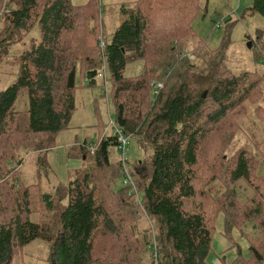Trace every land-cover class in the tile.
Listing matches in <instances>:
<instances>
[{
	"label": "trees",
	"instance_id": "obj_1",
	"mask_svg": "<svg viewBox=\"0 0 264 264\" xmlns=\"http://www.w3.org/2000/svg\"><path fill=\"white\" fill-rule=\"evenodd\" d=\"M6 1L0 0V62L35 29L39 37L13 57L18 73L0 90V264H14L36 240L51 244L52 262L58 264H143L137 251L151 244L153 233L157 264H209L215 222L222 213L229 239L234 229L247 237L243 229L251 221L260 227L258 238H248L252 260L246 264H264V177L258 174L264 141L256 144L260 153L242 149L226 159H208L209 165L219 163L227 171L232 186L258 182L249 204H241L236 194L215 197L208 190L220 170L208 169L202 143L220 134L218 129L229 121L244 118L249 105L258 104L264 94L262 74H235L227 67L231 32L209 53V69L199 72L187 45L197 39L192 21L201 9L199 0L123 4L109 42L99 34L98 0L82 6L72 0ZM250 9L264 18V0H254ZM201 44L194 47L196 56ZM132 62H141L143 69L126 77ZM106 73L115 125L153 152L146 177L136 179L131 172L142 200L128 187H118L122 164L111 161V147H119L114 135H104L94 147L87 142L80 146V156L92 160V166L79 172L60 197L39 185L21 183L16 189L19 172L13 164L19 153L52 149L56 136L68 127L76 110L78 75L94 87ZM155 83L163 88L153 96ZM23 92L29 108L20 112L16 105ZM256 112L264 119L261 106ZM228 133L226 127V137ZM233 138L231 134L228 140ZM102 191L111 200L125 197L120 211L113 213L116 218ZM143 216L153 221L154 229L140 225ZM111 253L123 255L121 263H113Z\"/></svg>",
	"mask_w": 264,
	"mask_h": 264
},
{
	"label": "rangeland",
	"instance_id": "obj_2",
	"mask_svg": "<svg viewBox=\"0 0 264 264\" xmlns=\"http://www.w3.org/2000/svg\"><path fill=\"white\" fill-rule=\"evenodd\" d=\"M89 1L72 0V3L82 6ZM98 1L101 13L99 34L102 33V39L109 42L112 33L120 24L121 5L129 4L130 7H134L137 0ZM253 2L254 0H199L201 9L192 21V28L196 33L197 39H189L187 41L191 55L189 51L186 52V54L191 56L190 58L197 66L199 72L209 69V64L206 65V60L208 61L210 56L209 53L218 49L225 35L231 32V45L226 57L227 67L235 74L259 72L264 77V18L262 15L251 11L250 8L253 6ZM2 25L1 23L0 30ZM38 37V30L35 29L25 41L10 49L9 56L2 59L0 62V90L7 88L18 73L19 67L13 64V57L19 56L30 46L31 38ZM249 38H252V40H249ZM200 43L203 44H201L197 57L193 54V50ZM250 43L252 46L249 45ZM142 65L141 62L130 63L126 68L125 76L133 77L138 75L143 69ZM110 90L111 83L109 82L108 73L98 76L97 85L94 87H90L84 79H81L80 74L78 75L75 91L76 110L68 127L56 136L52 149L43 152H34L30 149L19 153L17 162L13 164L14 168L19 172L16 189H19L21 183L39 185L43 192L60 197L62 190L66 189L69 182L74 180L79 172L92 166V160H86L81 157L82 155L80 156L79 148L85 142L89 146L94 147L101 137L112 135L115 129L111 125L112 122L115 123V108L109 93ZM260 106L264 109V94L258 104L249 105L248 113L244 118H239L237 122L229 121V125L218 129L220 134L209 140L206 138L202 143L208 169L210 167L213 170L215 168L220 170V178L216 175L217 180L208 187L213 196L221 197L225 194H236L239 202L246 206L257 194V190L254 187L257 186L258 188L259 184L257 181H240L232 186L227 171L219 168V163L209 165L208 159H226L242 149L255 153L261 152V149H257L256 145L264 141V119L261 118V113L256 112V108ZM28 108V96L23 92L18 99L16 109L24 112ZM213 109L215 110L216 108ZM210 111L211 109H208V112ZM226 127L229 128L227 137L225 136ZM231 134L234 135V138L229 141L228 137H231ZM152 154V150L142 149L135 138H129L125 157L128 160L129 172L134 174V178L139 179L138 171L142 172L141 176L146 177ZM121 159L122 153L118 148L111 147V161L118 167ZM205 166L203 165V167ZM259 170L261 171H258V174L264 177V161L260 165ZM121 179L118 181V187H124ZM15 192L16 190H14ZM101 197L104 199L106 208L116 218L113 213L117 210L120 211V201L122 203L125 197L114 195L115 198L111 200L108 195L104 196V191L101 192ZM125 204L128 205V202ZM115 223L118 227L120 226L117 220H115ZM254 224L255 222L251 221L243 229L247 237L243 236L240 230L234 229L231 239H229L225 235L224 215L223 213L219 215L215 222L212 249L208 259L209 264H231L238 257L241 258L237 262L238 264L250 262L252 253L248 238H258L262 234L260 227H256ZM140 225L144 228L153 227V229L155 226L153 221L147 216H143ZM156 241L157 239L153 233L151 244L137 251L143 259V264H154L158 261L157 255L159 251ZM102 244L104 243L102 242ZM109 249H111V245ZM51 254L50 243L36 240L21 251L16 257L14 264H58L56 259L55 262H52ZM111 255L113 263H121L120 259L124 257L118 253H111Z\"/></svg>",
	"mask_w": 264,
	"mask_h": 264
},
{
	"label": "built area",
	"instance_id": "obj_3",
	"mask_svg": "<svg viewBox=\"0 0 264 264\" xmlns=\"http://www.w3.org/2000/svg\"><path fill=\"white\" fill-rule=\"evenodd\" d=\"M0 19L2 21L4 20L3 13L0 15ZM102 48H104V43H102ZM153 88H154L153 89V96H156L157 93H158V90L163 88V85L160 84V83H155ZM111 125L115 128L113 130L112 135L117 137L118 142H119L118 150L122 153V159H121L122 179H121V181L123 180V185L125 187H128L130 189V193L135 194L137 196L138 200L141 201L142 200L141 195L137 191V188L135 186V182H134V180H133V178L131 176V173L129 172V169L127 167L128 166L127 165V161L128 160L125 157L126 150H127V147H128L129 137H127L124 133H122V131L117 128L115 123L112 122ZM155 264H157V263L155 262Z\"/></svg>",
	"mask_w": 264,
	"mask_h": 264
},
{
	"label": "water",
	"instance_id": "obj_4",
	"mask_svg": "<svg viewBox=\"0 0 264 264\" xmlns=\"http://www.w3.org/2000/svg\"><path fill=\"white\" fill-rule=\"evenodd\" d=\"M249 45L252 46L251 43H250ZM141 173H142L141 171H138V174H139V175H141Z\"/></svg>",
	"mask_w": 264,
	"mask_h": 264
}]
</instances>
